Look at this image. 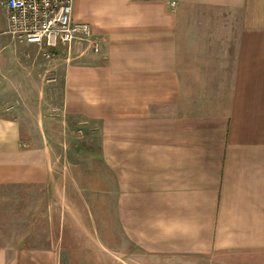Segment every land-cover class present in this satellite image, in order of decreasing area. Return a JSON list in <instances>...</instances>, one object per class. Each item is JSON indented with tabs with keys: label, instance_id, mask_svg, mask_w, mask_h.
Segmentation results:
<instances>
[{
	"label": "crops",
	"instance_id": "obj_1",
	"mask_svg": "<svg viewBox=\"0 0 264 264\" xmlns=\"http://www.w3.org/2000/svg\"><path fill=\"white\" fill-rule=\"evenodd\" d=\"M72 20L99 51L57 52L61 110L98 125L116 264L129 246L264 264V0H74ZM21 140L0 118V186L49 180L50 149ZM58 247L0 246V264H62Z\"/></svg>",
	"mask_w": 264,
	"mask_h": 264
},
{
	"label": "rangeland",
	"instance_id": "obj_2",
	"mask_svg": "<svg viewBox=\"0 0 264 264\" xmlns=\"http://www.w3.org/2000/svg\"><path fill=\"white\" fill-rule=\"evenodd\" d=\"M57 56L65 58L58 53L47 60L33 47L0 35V118L19 122L21 147L45 146L51 159L48 182L0 186V246L58 245L62 264H116L114 173L99 154L98 125L62 114L66 62ZM123 254L124 264L226 262L217 255L151 257L131 246ZM243 259L234 262H247Z\"/></svg>",
	"mask_w": 264,
	"mask_h": 264
},
{
	"label": "built area",
	"instance_id": "obj_3",
	"mask_svg": "<svg viewBox=\"0 0 264 264\" xmlns=\"http://www.w3.org/2000/svg\"><path fill=\"white\" fill-rule=\"evenodd\" d=\"M73 3L74 0H0V35L36 46L47 60L58 51L67 56L87 50L98 53L99 45L90 26L73 22Z\"/></svg>",
	"mask_w": 264,
	"mask_h": 264
}]
</instances>
